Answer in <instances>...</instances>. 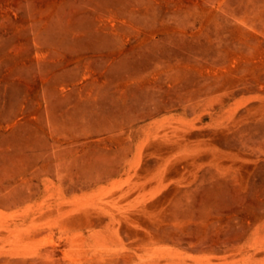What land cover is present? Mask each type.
Instances as JSON below:
<instances>
[{
  "label": "rangeland",
  "instance_id": "1",
  "mask_svg": "<svg viewBox=\"0 0 264 264\" xmlns=\"http://www.w3.org/2000/svg\"><path fill=\"white\" fill-rule=\"evenodd\" d=\"M0 264H264V0H0Z\"/></svg>",
  "mask_w": 264,
  "mask_h": 264
}]
</instances>
